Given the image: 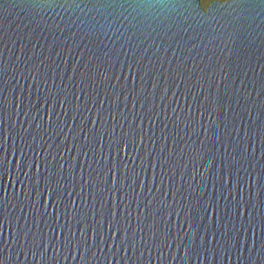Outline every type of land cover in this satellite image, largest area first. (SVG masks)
I'll return each instance as SVG.
<instances>
[{"label":"water","instance_id":"95a60500","mask_svg":"<svg viewBox=\"0 0 264 264\" xmlns=\"http://www.w3.org/2000/svg\"><path fill=\"white\" fill-rule=\"evenodd\" d=\"M0 264H264V0H0Z\"/></svg>","mask_w":264,"mask_h":264}]
</instances>
